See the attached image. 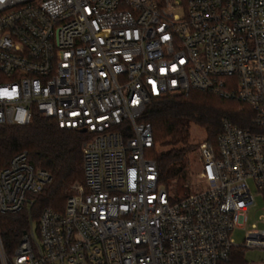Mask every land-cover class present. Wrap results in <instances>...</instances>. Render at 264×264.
Instances as JSON below:
<instances>
[{
	"label": "built area",
	"instance_id": "1",
	"mask_svg": "<svg viewBox=\"0 0 264 264\" xmlns=\"http://www.w3.org/2000/svg\"><path fill=\"white\" fill-rule=\"evenodd\" d=\"M192 90L254 116L249 127L224 120L214 147L197 145V187L179 196L159 180L144 115ZM36 114L87 133L83 182L12 254L0 241V264H220L237 248L264 252V228L231 237L248 221L250 183L264 210V0H0V124ZM49 180L16 153L0 171V212L20 211Z\"/></svg>",
	"mask_w": 264,
	"mask_h": 264
},
{
	"label": "trees",
	"instance_id": "2",
	"mask_svg": "<svg viewBox=\"0 0 264 264\" xmlns=\"http://www.w3.org/2000/svg\"><path fill=\"white\" fill-rule=\"evenodd\" d=\"M254 116L246 103L227 99L209 90H192L189 94L164 95L148 106L144 120L152 127L154 146L150 156L155 161L159 180L166 186L184 182L188 154L196 144L190 142L192 125L205 131V142L214 147L222 122L249 127ZM86 132L59 128L53 118L36 114L25 125L0 124V171L19 152L50 176L42 190L29 195L30 204L16 213L0 212V241L5 252L13 253L24 231L36 223L44 208L63 210L71 186L83 182L82 143ZM220 264H250L245 250L234 249Z\"/></svg>",
	"mask_w": 264,
	"mask_h": 264
},
{
	"label": "rangeland",
	"instance_id": "3",
	"mask_svg": "<svg viewBox=\"0 0 264 264\" xmlns=\"http://www.w3.org/2000/svg\"><path fill=\"white\" fill-rule=\"evenodd\" d=\"M205 131L203 128L192 125L190 129V142L198 145L199 143L205 140ZM200 168L199 163V153L197 147L193 148L192 151L188 154V168H187V177L184 182L174 184L172 187L175 188V193L179 196L183 195L185 192L193 193L197 187V177L196 174ZM187 185V187L185 186ZM252 193L254 195V203L250 207L248 212V221L246 225L242 228H236L232 231L231 237L233 238L236 244H242L247 230L251 229V224H255L257 228H264V222L260 221V216L264 213L263 210V200L261 195L257 194L253 185L250 183ZM264 255L263 251L255 249H246L245 257L249 262H256L259 259H262Z\"/></svg>",
	"mask_w": 264,
	"mask_h": 264
},
{
	"label": "snow or ice",
	"instance_id": "4",
	"mask_svg": "<svg viewBox=\"0 0 264 264\" xmlns=\"http://www.w3.org/2000/svg\"><path fill=\"white\" fill-rule=\"evenodd\" d=\"M73 115H75V113H73Z\"/></svg>",
	"mask_w": 264,
	"mask_h": 264
}]
</instances>
